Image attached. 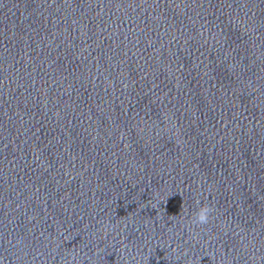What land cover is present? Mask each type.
<instances>
[{
	"label": "clouds",
	"instance_id": "clouds-1",
	"mask_svg": "<svg viewBox=\"0 0 264 264\" xmlns=\"http://www.w3.org/2000/svg\"><path fill=\"white\" fill-rule=\"evenodd\" d=\"M197 204L200 205V202L197 201ZM213 212H214V208L212 207V205L207 204V203L200 205V206H198L197 210L194 213H192V215L190 217L191 223L198 225V226L199 225H206L209 223L210 219L212 218ZM175 251H176V249L173 248L172 252L174 253ZM184 254L185 255L187 254V250H185ZM69 255L71 256V252H69ZM93 255H97V251H95ZM165 255L167 257L168 254L165 253ZM209 257L214 261V264H219V261H216L215 256L213 254ZM171 259L179 260L180 257L175 256V257H171ZM0 264H5V261L3 260V258H0ZM69 264H71V259L69 260ZM125 264H128L127 259L125 261ZM188 264H191V258H189Z\"/></svg>",
	"mask_w": 264,
	"mask_h": 264
}]
</instances>
